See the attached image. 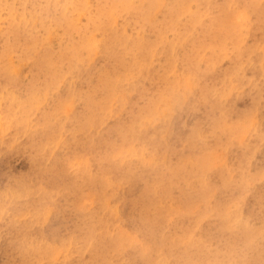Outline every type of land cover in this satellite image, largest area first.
Returning <instances> with one entry per match:
<instances>
[{
    "label": "rangeland",
    "instance_id": "1",
    "mask_svg": "<svg viewBox=\"0 0 264 264\" xmlns=\"http://www.w3.org/2000/svg\"><path fill=\"white\" fill-rule=\"evenodd\" d=\"M0 126V264H264V0H0Z\"/></svg>",
    "mask_w": 264,
    "mask_h": 264
},
{
    "label": "bare ground",
    "instance_id": "2",
    "mask_svg": "<svg viewBox=\"0 0 264 264\" xmlns=\"http://www.w3.org/2000/svg\"><path fill=\"white\" fill-rule=\"evenodd\" d=\"M130 44H131V43H130ZM128 45H129V44H128ZM133 46H134V45H133ZM133 46H132V47H133ZM127 47H128V46H127ZM130 49H132V48H130ZM127 50H128V49H127ZM134 51H135V49H134ZM131 52H132V51H131ZM136 52H137V51H136ZM136 52H135V53H136ZM128 53H130V52H128ZM136 54H137V53H136ZM137 57H138V55H137ZM130 58H131V56H130ZM135 60H136V59H135ZM137 60H139V59H137ZM31 99H32V98H31ZM5 117H6V116H5ZM15 117H16V116H15ZM13 118H14V117H13ZM9 119H10V118H9ZM14 120L16 121V118H14ZM17 120H18V119H17ZM16 122H17V121H16ZM16 122H15V124H16ZM19 122H20V120H19ZM38 123H41V122L38 121ZM42 123H43V122H42ZM46 123H47V122H46ZM2 124H3V121H2ZM88 124H89V123H88ZM88 124H87V125H88ZM11 125H14V122H13V123L11 122ZM43 125H44V124H42V126H43ZM47 125H48V124H47ZM9 126H10V125H9ZM25 126H26V125H25ZM0 127H1V126H0ZM46 131H47V130H46ZM119 131H121V130H119ZM119 131H118V132H119ZM52 135H53V134H52ZM52 137H53V136H52ZM54 137H55V136H54ZM15 139H16V138H15ZM15 139H14V140H15ZM51 139H52V138H51ZM51 139H49V140H51ZM52 141H53V139H52ZM44 143H45V142H44ZM58 144H59V143H58ZM60 145H61V143H60ZM38 147H39V146H38ZM60 147H61V146H60ZM43 148H44V147H43ZM126 148H127V147H126ZM39 149H40V148H39ZM43 150H44V149H43ZM41 151H42V149H41ZM129 151H130V150H129ZM129 151H128V152H129ZM67 155H68V153H67ZM118 156H121V155H118ZM68 157H69V156H68ZM121 157H122V156H121ZM70 158H71V157H70ZM42 159H43V158H42ZM78 159H79V158H78ZM60 160H61V159H60ZM68 160H70V159L68 158ZM68 160H66V161H68ZM58 161H59V159H58ZM61 161H62V160H61ZM61 161H59V162H61ZM68 162H69V161H68ZM73 162H74V161H73ZM73 162H71V163H73ZM76 162H77V161H76ZM80 163H82V162H80ZM59 164H60V163H59ZM67 164H68V163H67ZM67 164L65 163V165H67ZM63 165H64V164H63ZM70 165H71V164H70ZM73 165H74V164H73ZM73 165H72V166H73ZM77 165H79V164H77ZM40 166H41V165H40ZM40 166H39V167H40ZM56 166H57V165H56ZM80 166L82 167V164L79 165L78 167L80 168ZM84 166H85V164H84ZM84 166H83V167H84ZM86 166H88V165H86ZM47 167H48V166H47ZM60 167H62V164L60 165ZM65 167L67 168L68 165L65 166ZM70 167H71V166H70ZM76 167H77V166H76ZM48 168H49V167H48ZM87 168H89V167H87ZM45 169H46V168H45ZM49 169H50V168H49ZM58 169H59V168L57 167V170H58ZM60 169H61V168H60ZM63 169H64V166H63ZM38 170H39V169H38ZM61 170H62V169H61ZM61 170H60V171H61ZM66 170L68 171L69 168L66 169ZM46 171H47V170H46ZM62 171H63V170H62ZM72 171H73V170H72ZM77 171L79 172V170H77ZM49 172H50V171H49ZM69 172H70V171H69ZM69 172H67V173H69ZM78 172H75L74 175L77 176V175L79 174ZM5 173H6V172H5ZM72 173H73V172H72ZM77 173H78V174H77ZM132 173H133V172H132ZM132 173H131V174H132ZM45 174H46V173H45ZM131 174H130V176H131ZM8 175H9V174H8ZM49 176H50V175H49ZM110 177H111V176H110ZM113 177H114V176H113ZM36 178H37V177H36ZM77 178H78V176H77ZM77 178H74V179H77ZM109 179H110V178H109ZM113 180H114V178H113ZM34 181H35V180H34ZM34 181H33V182H34ZM114 181H115V180H114ZM116 181L119 182L120 180H119V181L116 180ZM22 182H23V181H20V183H22ZM24 182H25V181H24ZM117 182H116V183H117ZM122 183H123V181H122ZM36 185H37V183H36ZM45 185H46V184H44V186H45ZM50 185H51V184H50ZM52 185H53V184H52ZM52 185H51V187H52ZM116 185H119V184H116ZM53 186H54V185H53ZM49 187H50V186H49ZM34 188H35V187H34ZM47 188H48V186H47ZM53 188H54V187H53ZM14 189H15V188H14ZM34 190H35V189H34ZM11 191H12V190H11ZM11 191H9L8 193L12 194ZM13 191H14V190H13ZM20 191H21V190H20ZM22 191H23V190H22ZM37 191H38V190H37ZM52 191H53V190H52ZM59 191H60V190H59ZM15 192H16V191H15ZM31 192H33V190H32ZM55 192H56V191H55ZM58 193H61V192H58ZM16 194H17V193H16ZM18 194H19V193H18ZM32 194H33V193H32ZM35 195H36V194H35ZM39 195H40V194H39ZM9 196H10V195H9ZM16 196H17V195H16ZM23 196H24V195H23ZM28 196H29V195H28ZM28 196H27V197H28ZM37 196H38V194H37ZM103 196H104V195H103ZM27 197H26V198H27ZM12 198H13V197H11V200L14 201V199H12ZM31 198H32V199H35V198H33V197H31ZM132 200H133V199H132ZM27 201H28V200H27ZM15 202H16V201H15ZM30 202H31V201H30ZM105 202H106V201H105ZM129 203H130V202H129ZM10 204H11V202H10ZM14 204H15V203H14ZM35 204H36V203H35ZM46 204H47V203H46ZM46 204H45V205H46ZM102 204H103V203H102ZM106 204H107V203H105L104 205H106ZM117 204H118V203H117ZM130 204H131V203H130ZM130 204H128V205H130ZM134 204H135V202H134ZM136 204H137V203H136ZM138 204H139V203H138ZM27 205H28V204H27ZM30 205H31V203H30ZM142 205H143V206H142ZM142 205L140 204L139 207L142 206L141 208H144V204H142ZM15 206H16V205H15ZM112 206H113V205H112ZM37 207L39 208L40 206L38 205V206H36V208H37ZM81 207H82V206H81ZM83 207H84V206H83ZM147 207H148V206H147ZM11 208H12V206H11ZM33 208H34V205H33ZM131 208H132V207H131ZM133 208H134V206H133ZM17 209H18V207H17ZM21 209H22V208H21ZM53 209H54V208H53ZM81 209H82V208H81ZM102 209H104V208H102ZM102 209H101V211H102ZM115 209H116V208H115ZM129 209H130V208H129ZM144 209H145V208H144ZM144 209H143V210H144ZM146 209H147V208H146ZM10 210H11V209H10ZM15 210H16V208H15ZM35 210H37V209H35ZM39 210H40V209H39ZM50 210H51V209H50ZM134 210H135V209H134ZM140 210H141V209H140ZM37 211H38V210H37ZM103 211H104V210H103ZM131 211H132V209H131ZM145 211H146V210H145ZM7 212H8V211H7ZM7 212H6V214H7ZM11 212H12V210H11ZM15 212H16V211H15ZM50 212H51V211H50ZM105 212H107V211H105ZM108 212H109V211H108ZM142 212H143V211H142ZM12 213H13V212H12ZM17 213H18V212H17ZM34 213H35V211H34ZM102 213H103V212H102ZM15 214H16V213H15ZM15 214H14V215H15ZM18 214H19V213H18ZM49 214H50V213H49ZM98 214H99V213H98ZM104 214H105V213H104ZM132 214H133V212L131 213V217H133ZM138 214H140V212H138ZM67 215H68V214H67ZM12 216H13V215H12ZM18 216H19V215H18ZM105 216H106V215H105ZM105 216H104V217H105ZM15 217H17V216H15ZM65 217H66V216H65ZM93 217H94V214H93ZM135 217H136V216H135ZM135 217H134L133 220H136ZM13 218H14V217H13ZM67 218H68V217H67ZM67 218H66V219H67ZM78 218H80V217H78ZM82 218H83V217H82ZM82 218H81V219H82ZM96 218H97V217H96ZM101 218H102V217H101ZM11 219H12V218H11ZM11 219H10V221H11ZM81 219H80V220H81ZM86 219H87V218H86ZM13 220H15V219H13ZM84 220H85V219H84ZM88 220H89V219H88ZM90 220L92 221V217L90 218ZM90 220H89V223L91 222ZM93 220H98V219H93ZM104 220H105V218H104ZM73 221H74V220H73ZM81 221H83V220H81ZM85 221H86V220H85ZM136 221H137V220H136ZM13 222H14V221H13ZM93 222H95V221H93ZM107 222H108V221H107ZM11 223H12V222H11ZM14 223H17V222L15 221ZM65 223H67V222H65ZM65 223H64V224H65ZM77 223H81V224H82L83 222H77ZM89 223L87 224V222H85V224H87V226L89 225ZM105 224H106V223H105ZM105 224H104V227H105ZM82 225H84V224H82ZM107 225H108V224H107ZM72 226H74V225H72ZM89 226H90V225H89ZM68 227H70V229H71V226L68 225ZM25 229H26V228H25ZM86 230H87V229H86ZM105 230H106V229H105ZM78 231H79V230H78ZM83 231H84V230H83ZM101 231H103V230H101ZM23 232H24V231H23ZM81 232H82V231H81ZM206 232H207V231H206ZM85 233H86V231H85ZM87 234H88V233H87ZM84 236H85V235H84ZM115 236H116V235H115ZM192 236H193V235H192ZM89 237H90V236H89ZM89 237H88V238H89ZM193 237H194V236H193ZM181 238H182V236H181ZM191 238H192V237H191ZM194 238H195V237H194ZM201 238H202V237H201ZM201 238H200V239H201ZM183 239H185V238H183ZM196 239H197V237H196ZM71 240H72V239H71ZM74 240H75V239H73V241H74ZM191 240H192V239H191ZM204 240H205V239H204ZM76 241H77V240H76ZM183 241H184V240H183ZM193 241H194V240H193ZM120 243H121V242H120ZM196 244H198V243H196ZM206 246H207V245H206ZM193 247H194V246H193ZM25 248H26V247H25ZM27 248H28V245H27ZM27 248H26V249H27ZM207 248H208V247H207ZM216 248H217V247H216ZM32 249H33V248H32ZM37 249H38V248H37ZM27 250H28V249H27ZM166 250H167V249H166ZM211 250H212V249H211ZM37 251H38V250H37ZM42 251H43V250H42ZM42 251H41V252H42ZM161 251H162V250H161ZM208 251H210V250H208ZM18 252H19V251H18ZM18 252H17V254H18ZM38 252H39V251H38ZM43 252H45V251H43ZM43 252H42V256H43ZM173 252H174V251H173ZM23 253H24V252H23ZM23 253H22V254H23ZM25 253H26V252H25ZM25 253H24V254H25ZM33 253H34V252H33ZM163 253H164V252H163ZM168 253H169V252H168ZM175 253H176V252H175ZM10 254H11V253H10ZM27 254H28V252H27ZM45 254H46V253H45ZM218 254H219V253H218ZM14 255H15V254H14ZM159 255H160V254H159ZM174 255H175V254H174ZM219 255H221V253H220ZM30 256H31V254H30ZM33 256H35V255H33ZM42 256H41V257H42ZM46 256H47V257H45V256H44V257H45V258H48V255H46ZM50 256H51V254H50ZM160 256H161V255H160ZM9 257H10V255H9ZM9 257H8V258H9ZM13 257H14V256H13ZM13 257H12V259H13ZM170 257H171V256H170ZM10 258H11V257H10ZM21 258L23 259V256H22V255H21ZM160 258H161V257H160ZM6 259H7V258H6ZM49 259H50V258H49ZM16 260H17V259H16ZM28 260H29V258H28ZM30 260H32V263H31V264H33V263L36 264V263H35L36 261L33 262V259H30ZM30 260H29V261H30ZM40 260H42V259H40ZM40 260H39V261H40ZM4 261H5V260H4ZM8 261H10V260H8ZM8 261H6V263H7ZM21 261H22V260L20 259L19 262L21 263ZM39 261H38L37 263H39ZM42 261H43V260H42ZM45 261H46V260H45ZM14 262H15V260H14ZM19 262H17V264H20ZM24 262H25V261H23L21 264H23ZM46 262H47V261H46ZM49 262H52V260L50 259V260L48 261V263H49ZM168 262H169V261H168ZM8 263H9V262H8ZM156 263H157V262H156ZM4 264H5V263H4ZM10 264H12V263L10 262ZM14 264H15V263H14ZM27 264H28V263H27ZM159 264H160V263H159ZM214 264H215V262H214Z\"/></svg>",
    "mask_w": 264,
    "mask_h": 264
}]
</instances>
